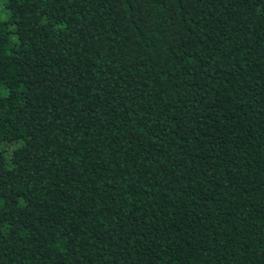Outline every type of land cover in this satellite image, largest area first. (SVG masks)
<instances>
[{"label":"trees","instance_id":"trees-1","mask_svg":"<svg viewBox=\"0 0 264 264\" xmlns=\"http://www.w3.org/2000/svg\"><path fill=\"white\" fill-rule=\"evenodd\" d=\"M0 264H264V0H4Z\"/></svg>","mask_w":264,"mask_h":264},{"label":"rangeland","instance_id":"rangeland-1","mask_svg":"<svg viewBox=\"0 0 264 264\" xmlns=\"http://www.w3.org/2000/svg\"><path fill=\"white\" fill-rule=\"evenodd\" d=\"M3 1L4 0H0V18L2 19L7 17V13H5L3 9Z\"/></svg>","mask_w":264,"mask_h":264}]
</instances>
